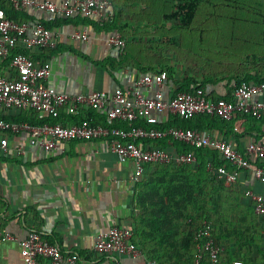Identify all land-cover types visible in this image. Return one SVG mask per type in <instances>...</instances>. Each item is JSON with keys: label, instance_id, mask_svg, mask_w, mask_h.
Instances as JSON below:
<instances>
[{"label": "crops", "instance_id": "1", "mask_svg": "<svg viewBox=\"0 0 264 264\" xmlns=\"http://www.w3.org/2000/svg\"><path fill=\"white\" fill-rule=\"evenodd\" d=\"M110 1L108 8L92 17L75 15L54 19L35 7L17 12L8 9L18 21L42 22L58 33L55 48L28 50L21 43L17 51L23 50L35 60L50 62L52 74L46 83L59 91L114 93L127 88L129 72L153 73L149 70L157 69L155 63L172 62L174 55L168 49L175 40L182 39L184 44L191 37L189 27H183L171 16L178 0ZM213 1L217 5L207 0L201 3L204 17L199 37L200 43L206 41L209 48L214 47L206 59L213 66L184 74L174 67L176 77L194 76L200 82L209 77L204 87L213 98L232 97L237 78L264 86V0ZM76 32H85L88 38H75ZM110 35L121 36L126 44L122 47L110 44ZM10 73H13L10 60H0V74ZM177 88L167 77L164 96L169 98ZM0 114L12 121L37 123L44 119L36 111L16 108H6ZM90 115L94 116L93 121L105 118L102 111L83 108L74 116L62 111L60 121L69 125ZM201 116L197 115L191 123L200 125L205 120L203 130L229 141L241 152L251 142L264 144V117L238 115L233 121H224ZM174 123L178 121L166 111L156 125L168 127ZM27 137L25 132L12 134L10 153L4 156L0 152V220L16 238H0V264H26L19 241L31 231L41 232L50 242L59 244L64 253H80L81 264H146L148 255L138 236L140 254L135 257L116 254L96 257L93 246L97 233L112 226L133 229L134 216L139 212V186L155 174L156 164L148 165L142 180L136 184L132 180L134 163L121 160L101 140H69L52 152L32 148L19 156L17 149L27 145ZM157 143L173 151L181 150L175 142L159 140ZM248 158L254 165L264 163L256 155ZM228 167L233 169L230 164ZM227 187L238 199L231 204L234 210L228 222H218L223 246L220 264H264V217L246 196L249 189L264 195V183L251 170L241 169L237 181ZM159 249L172 250L170 247ZM173 250L179 252L182 248Z\"/></svg>", "mask_w": 264, "mask_h": 264}, {"label": "built area", "instance_id": "2", "mask_svg": "<svg viewBox=\"0 0 264 264\" xmlns=\"http://www.w3.org/2000/svg\"><path fill=\"white\" fill-rule=\"evenodd\" d=\"M15 10L27 7L42 9L59 17L82 15L92 17L108 8L110 0H4ZM75 38L87 39L85 32H76ZM108 42L122 47L126 41L119 35H110ZM21 43L25 48H55L58 33L42 22H21L11 18L0 7V60H10L13 73L0 74V111L6 108L33 110L42 118H50L37 124L29 121L7 120L0 114V152L7 156L10 151V136L25 132L27 145L19 146V156L29 149L52 152L59 149L64 141L101 140L106 147L123 161L134 163L133 182L139 184L151 164L196 165L199 158L195 151L170 150L158 145L157 141L183 142L196 148H212L226 161L224 165L208 163V170L216 174L226 185L234 184L241 169L251 170L264 183V163L254 165L248 158L256 155L264 161V144L251 142L245 152L238 150L225 139L212 136L208 131L197 128L169 126L155 127L160 115L168 111L174 118L189 120L199 114L217 116L224 121H233L238 115L256 118L264 116V86L243 80L238 84L232 97L213 98L200 85L192 91H175L166 98L163 88L167 76L162 73H136L127 75L128 86L114 93L92 91L84 94L62 92L46 82L52 74L50 62L35 60L27 52L17 51ZM151 91L153 94H151ZM83 108L102 111L105 123H94L85 119L79 123L64 124L60 121L62 111L77 115ZM53 119V120H52ZM53 121V122H52ZM233 166L229 169L228 164ZM246 196L255 205L256 212L264 217V195L247 190ZM214 225L204 220L196 232L197 248L195 262L220 264L223 246L214 236ZM134 231L118 225L98 232L93 246L94 256L140 254L133 241ZM0 238L15 240L0 220ZM26 264H81L83 257L78 252L64 253L59 244L50 242L39 231H31L19 241ZM146 264H161L155 258H146Z\"/></svg>", "mask_w": 264, "mask_h": 264}, {"label": "trees", "instance_id": "3", "mask_svg": "<svg viewBox=\"0 0 264 264\" xmlns=\"http://www.w3.org/2000/svg\"><path fill=\"white\" fill-rule=\"evenodd\" d=\"M178 2L176 11L171 16L178 19L183 27H189L191 33L194 22L199 16V22L202 25L204 16L201 14L200 6H202L201 3L205 2V0H178ZM207 2L212 5H217L213 0H207ZM6 3L5 1H0V7L4 8L6 13L15 19L11 15V12L17 11L11 4L8 7ZM181 32L183 31L181 30ZM175 42H177L179 47L185 48L184 44L186 42L183 44L184 41L182 39H178ZM206 47L209 48L208 46ZM210 48L208 52L211 50ZM19 51L23 52V50ZM155 64L157 65V69L152 68L149 71H153V73H164L175 82V85L178 87L177 91H192L194 86L198 85L204 87V83L209 80V77H207L200 82L194 76H185L182 79L178 78L176 77L175 66L170 61ZM209 65L213 66V64L208 63V65L202 66L200 69L208 68ZM243 80L250 81L246 78H237L236 85L240 84ZM201 115V118L221 119L217 116ZM93 117L90 115L87 118L91 120ZM87 118H83L82 120ZM253 118L261 119L254 116ZM195 119L184 120L177 117L174 120H177L178 123L170 124L168 127L176 125L203 130V125L206 121L204 120V124L193 125L191 122ZM48 120L51 119H42L37 124ZM94 121V123H105L106 118L100 121ZM31 123L36 122L31 121ZM154 126L159 128L167 127V125ZM175 143L181 151H195L199 162L196 165H155V174L144 180L139 186L137 196V208L139 212L134 216L135 224L132 226V230H134L133 241L137 243V236L140 237L141 244L148 257L159 259L161 264H173L175 262H190L191 264H196V232L200 229L204 220L210 221L214 225V236L218 243L221 244L217 230L218 222L222 224L228 222L230 212L234 210L231 204L238 198L232 196L231 191L223 180L208 170L209 162H213L216 165L226 164V161L220 157L217 150L212 148H196L178 141H175ZM168 247L172 250L162 251L159 249ZM176 248H182V250L179 252L178 250H173ZM200 264H205V262H201Z\"/></svg>", "mask_w": 264, "mask_h": 264}, {"label": "rangeland", "instance_id": "4", "mask_svg": "<svg viewBox=\"0 0 264 264\" xmlns=\"http://www.w3.org/2000/svg\"><path fill=\"white\" fill-rule=\"evenodd\" d=\"M199 18L200 16L194 22L190 33L191 37L186 41V44H184L185 48L179 47L177 42H175L172 45L173 47L168 49L169 52L174 55V59L171 62L172 65L179 68L183 74L186 70L198 71L202 66L208 65L206 60L207 56L209 52H211V54L213 52V47H211V50L208 52L209 48L206 47V41L202 43L199 41V35H202V29L200 27L202 25L199 22Z\"/></svg>", "mask_w": 264, "mask_h": 264}]
</instances>
